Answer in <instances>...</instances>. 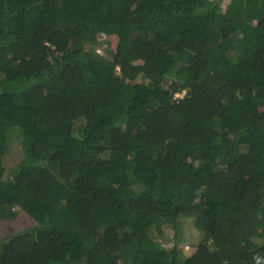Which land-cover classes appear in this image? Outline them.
I'll list each match as a JSON object with an SVG mask.
<instances>
[{
    "label": "trees",
    "instance_id": "obj_1",
    "mask_svg": "<svg viewBox=\"0 0 264 264\" xmlns=\"http://www.w3.org/2000/svg\"><path fill=\"white\" fill-rule=\"evenodd\" d=\"M223 2L0 0V264H264V0Z\"/></svg>",
    "mask_w": 264,
    "mask_h": 264
},
{
    "label": "rangeland",
    "instance_id": "obj_2",
    "mask_svg": "<svg viewBox=\"0 0 264 264\" xmlns=\"http://www.w3.org/2000/svg\"><path fill=\"white\" fill-rule=\"evenodd\" d=\"M228 2L229 0H224V8ZM101 14L104 16V19H98L97 24L94 27L82 34L81 40L83 42H87V44L95 45L100 51L98 52L104 54L108 45H110L109 47L111 49H113L112 47H115L116 45L119 21L118 16L113 15V13H111V11L107 10L106 8H103ZM13 155L14 157H10L8 159V166L13 164L15 160L19 159L21 156V154L17 152H13ZM31 224V217H29L28 214H26L22 209L17 208L15 217L0 221V231L2 234H8L13 230H21ZM187 237L189 238L188 242L183 244L184 252L186 254L190 253L192 250V248H190V242L197 239L194 238L191 233H189Z\"/></svg>",
    "mask_w": 264,
    "mask_h": 264
},
{
    "label": "built area",
    "instance_id": "obj_3",
    "mask_svg": "<svg viewBox=\"0 0 264 264\" xmlns=\"http://www.w3.org/2000/svg\"><path fill=\"white\" fill-rule=\"evenodd\" d=\"M99 51V50H98ZM100 52V51H99Z\"/></svg>",
    "mask_w": 264,
    "mask_h": 264
}]
</instances>
